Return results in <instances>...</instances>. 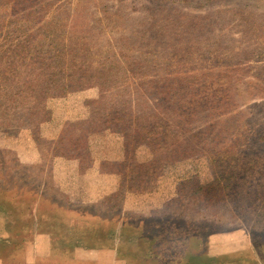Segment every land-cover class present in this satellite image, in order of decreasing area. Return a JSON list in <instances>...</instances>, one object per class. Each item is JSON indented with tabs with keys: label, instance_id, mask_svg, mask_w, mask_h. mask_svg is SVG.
Returning a JSON list of instances; mask_svg holds the SVG:
<instances>
[{
	"label": "rangeland",
	"instance_id": "374dc122",
	"mask_svg": "<svg viewBox=\"0 0 264 264\" xmlns=\"http://www.w3.org/2000/svg\"><path fill=\"white\" fill-rule=\"evenodd\" d=\"M27 37L69 54L56 77L30 61L12 70L36 84L16 102L0 73V184L113 222L153 223L161 235L142 252L154 251V264H179L185 255L251 264L256 245L264 255V0H0V56L10 55L7 48L20 53ZM162 78L221 86L217 108L224 118L239 113L238 123L224 125L215 140L198 114L189 127L199 133V144L188 141L195 151L168 155L175 147L144 139V103L156 100L153 107L165 113L162 99L169 98L180 113L189 106L184 99H195L183 97L185 89L167 95L148 84ZM239 126L241 136L232 137ZM248 160L255 164L243 182ZM24 233L16 264H46L40 254L48 238ZM83 256L71 264L137 263L113 249Z\"/></svg>",
	"mask_w": 264,
	"mask_h": 264
},
{
	"label": "trees",
	"instance_id": "16d2710c",
	"mask_svg": "<svg viewBox=\"0 0 264 264\" xmlns=\"http://www.w3.org/2000/svg\"><path fill=\"white\" fill-rule=\"evenodd\" d=\"M44 21L41 18L39 23ZM27 22L31 23L30 20H27ZM47 24H51V22ZM48 35L46 38L50 39L52 43L57 41L55 32H49ZM27 39L29 40L28 37ZM31 40H34V37ZM21 48L20 53H18V50L7 48L10 55L0 56V73L2 81H4V88L8 85H13L12 87L15 91H13V98L10 96L8 98L15 102L25 98V96L28 97L30 93H34L36 84L34 79L31 81L27 77L23 78L20 73L13 75L12 70L17 71L20 69V63L30 61L32 67H38L39 65L44 67L47 65L46 70L52 71L53 76L56 77L57 73L64 72V64L67 62L69 54L66 48L51 46L46 49L43 45H32L30 40L27 41V46L24 45ZM81 49L83 50L84 48ZM12 55H20V58H13ZM123 56L125 57V53ZM5 75H10L14 79L6 78ZM196 81H190V84L188 82L184 83V86L182 85L183 81L179 80L178 82L177 79L162 78L148 83L153 85V89H156L157 92L164 88V91L167 92H164V94L167 95L172 94L174 89L175 91L185 89L183 97L192 96L195 99L194 102L184 99L189 106L186 110L180 111V113L173 110L175 109V104L169 98L162 99V104H167L165 106L167 109L165 111L167 112L165 113L153 107L154 103L157 106L156 100L144 103L148 110L145 118L147 125H144L145 128H143L145 131L144 135H146L144 139L152 138L153 140H158V144L166 150L175 147L171 149V152H168V155L172 152L184 155L188 150L190 152L195 151L190 148L191 144L188 141L190 138L195 139L199 144V133L195 134L189 127L198 114L205 113L206 118H208L207 121L203 122L207 125L206 132H210L209 135L215 140L219 137V134L223 133L224 125L236 124L240 119L239 113L229 116V118H224L228 114L221 112L220 108H217L224 99L221 96L223 95L221 86L199 87ZM238 82L239 80L236 78L232 85H236ZM235 91H237L236 88ZM40 112H45L44 106L40 107ZM40 112L37 108L34 115H40ZM131 119L133 121V118ZM173 128L179 129L181 132ZM219 129L222 131L214 135V132ZM232 130L238 133L240 132V126ZM249 131L252 132L254 130ZM201 134L204 135L206 133L201 132ZM259 135L258 141L263 142L264 133ZM239 136H241L240 133L234 134L232 137ZM253 136L252 132L247 135V138L254 143L255 139ZM148 141L152 143L150 140ZM211 153L213 155L216 154L215 151ZM254 164L255 162L252 160L242 164L243 167L239 173L241 181L245 182L248 179L246 168L250 170V166H254ZM235 175L237 176L238 173H235ZM239 193L241 196H247L250 191L242 194L239 190ZM259 195L257 194V196ZM51 200V198H47L37 191H30L25 186L12 185L10 183L0 184V264H16V261L22 257L23 253L21 254L22 251H20L22 246L21 235L24 230H30L36 235L49 237L50 256L43 258L46 264L54 263L57 259L60 264H71L80 257L85 258L83 255L88 257L89 252H98L103 249H113L117 257L121 259L137 261V263L131 262L132 264H147L146 262L149 259L153 264L157 262L158 255L153 250L151 253H147L146 250L145 253L142 252L145 247H152L156 240L159 239L158 236L161 235L157 232V226L153 223L150 227H146L144 221L125 218L120 219L121 221L119 222H113L116 217L111 218L100 215L98 212H92L88 209L83 212L81 209L69 208ZM262 245L264 248V243ZM251 251L255 257L251 259V264L264 263V255L258 245ZM141 260L146 261L140 263ZM182 260L179 264H220L219 261L221 259L213 256L185 255ZM22 262V264H27L25 258Z\"/></svg>",
	"mask_w": 264,
	"mask_h": 264
},
{
	"label": "crops",
	"instance_id": "0c3cea01",
	"mask_svg": "<svg viewBox=\"0 0 264 264\" xmlns=\"http://www.w3.org/2000/svg\"><path fill=\"white\" fill-rule=\"evenodd\" d=\"M26 231H30V230H26ZM25 230L22 232V235L23 234H25L24 232H26ZM31 233L34 235V237H36V236H38V237H42V236H46V235H36V234H34L32 231H31ZM23 237V236H22ZM47 238H48V244L46 245V247H45V249H46V251L44 250L41 254H40V256H42L43 258H45V257H47L48 258V254H47V252L48 253H50V239H49V237L48 236H46Z\"/></svg>",
	"mask_w": 264,
	"mask_h": 264
}]
</instances>
